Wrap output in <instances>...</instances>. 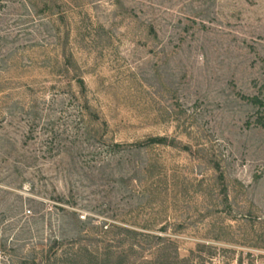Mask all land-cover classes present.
Returning <instances> with one entry per match:
<instances>
[{
    "label": "rangeland",
    "instance_id": "obj_1",
    "mask_svg": "<svg viewBox=\"0 0 264 264\" xmlns=\"http://www.w3.org/2000/svg\"><path fill=\"white\" fill-rule=\"evenodd\" d=\"M253 97L264 0H0V264H61L55 242L114 224L188 264H264Z\"/></svg>",
    "mask_w": 264,
    "mask_h": 264
},
{
    "label": "trees",
    "instance_id": "obj_2",
    "mask_svg": "<svg viewBox=\"0 0 264 264\" xmlns=\"http://www.w3.org/2000/svg\"><path fill=\"white\" fill-rule=\"evenodd\" d=\"M78 87L82 93H85V85L82 80H78ZM249 100L259 108H263L262 110L264 111L263 100L258 97H253ZM258 123L264 127L263 116L258 118ZM166 143L167 139L165 137H154L135 144L134 147L139 149L152 145H166ZM113 147L118 148L119 146L115 144ZM160 230L162 232L166 231L165 228H161ZM103 234L106 235L103 239L95 241L96 247L92 244L91 247L94 248L91 249L87 245L77 250L72 249L71 252L63 255L60 254V256H57V251L61 243L55 242L54 245H57L58 248L52 249L54 250L53 256L56 262H60L61 264H138V261L141 262L140 264H161L162 262V264H179L181 262L188 264L189 262L188 259L181 261L178 259L176 248H173L171 254L166 253L173 246V241L167 237L115 224L106 227ZM108 235L112 236V239H108ZM22 264L30 263L23 261Z\"/></svg>",
    "mask_w": 264,
    "mask_h": 264
}]
</instances>
